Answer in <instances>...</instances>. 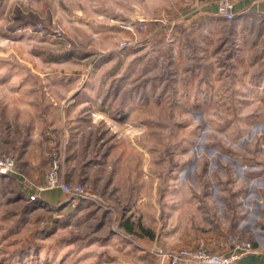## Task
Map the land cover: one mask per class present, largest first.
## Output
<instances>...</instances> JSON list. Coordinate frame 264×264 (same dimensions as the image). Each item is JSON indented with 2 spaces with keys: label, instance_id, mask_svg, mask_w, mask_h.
<instances>
[{
  "label": "rangeland",
  "instance_id": "rangeland-1",
  "mask_svg": "<svg viewBox=\"0 0 264 264\" xmlns=\"http://www.w3.org/2000/svg\"><path fill=\"white\" fill-rule=\"evenodd\" d=\"M169 5L0 0V153L17 166L0 173V264H160L183 247L226 251L229 233L264 237V16L196 19L224 25L214 35L201 30V51L182 59L170 41L181 13ZM55 69L85 70L47 82L85 87L80 97L93 101V117L104 113L100 132L118 137L99 175L68 173L70 126L50 146L33 143V125H5V86L44 85L41 73ZM112 145L84 148L80 163ZM39 146L46 159L32 167ZM55 158L86 195L41 189ZM57 189L59 202L50 198ZM142 226L157 233L151 257L137 255L149 241L139 239ZM198 235L223 244L182 245Z\"/></svg>",
  "mask_w": 264,
  "mask_h": 264
},
{
  "label": "crops",
  "instance_id": "crops-1",
  "mask_svg": "<svg viewBox=\"0 0 264 264\" xmlns=\"http://www.w3.org/2000/svg\"><path fill=\"white\" fill-rule=\"evenodd\" d=\"M219 1L220 0H170L168 11L181 13V20L178 22V30L180 29V31L175 32V36L172 33L170 41L172 43L176 41L177 44H180L179 51L181 53L178 54L181 55L182 59L191 57L186 54L190 50L193 52L201 51L199 43L200 36L202 35L201 30L213 29L215 30L213 32L214 35L218 28L223 27L224 23L221 21L196 20L198 18H209L212 15H220L218 6ZM233 3L235 15L239 16V18L245 19L247 17L264 16V0H233ZM239 23L243 24L244 22ZM213 35L210 34V38H212ZM191 41L194 42V45L188 44ZM145 44H148V42ZM71 58L84 60L87 57L74 55L68 59ZM83 71L85 70L55 69L52 72L48 71L45 74L41 73V75H45L43 77L44 85L29 87L5 86V95L3 96V100L5 101V125H33V143L38 142L40 145L44 139L47 145L50 144V146H52L58 139L63 140L65 129H67L65 126H70V137L67 138L69 140L70 153L67 159V168L68 173L72 171L75 176H78L77 178H79V175L84 178L83 174L87 176L85 171L89 173L97 171L99 175L105 163L111 165V160L116 156L117 149H115V147L118 138L111 133L110 139L107 140L106 137L102 135V132H100L98 126L104 124L102 121V115L104 113H98L96 118L93 117L95 112L92 109L93 101H90L89 98L80 97L81 94L87 92L85 87L81 85L65 86L47 82L50 81V78L57 77V75L64 79L72 76L80 78L84 74ZM26 93H30V95H25ZM98 119H101V121H98ZM61 126H63V129ZM39 133L40 136L37 135ZM85 141H88L87 144ZM104 142L113 144L111 149H108L104 155H99L97 153L98 155L96 157L89 154L88 161L91 162V160H95L94 166H96V169L91 170V168H89L86 170V162L88 161L80 163L83 158L80 156H83L85 151L84 148L88 149L91 145L92 147L97 146V148H101ZM42 147L44 148V145H42ZM38 149H40V153L37 159L30 161L32 167L38 166L39 158L40 164H43L46 159L41 146H39ZM81 149L83 151H81ZM71 160H73L72 163ZM100 178L101 175L99 176V181ZM50 195L51 200L56 202H59L60 198L63 197L62 190L60 189L52 190ZM93 195L97 196L96 194ZM156 235L157 233L155 232L154 237H149L146 234L140 236V240L148 239L149 241L147 244L139 243L140 248H138L139 252H137V255L151 257L152 254L150 252L152 248L155 247ZM210 236L211 235H209V237ZM214 239L213 241H209V239L202 238L201 235H198L193 239L184 240L182 245L195 248L201 245V243L206 242L218 248L220 244H223V240L219 241L217 237ZM216 243L220 244L216 246ZM253 244L255 250L243 255L240 259L241 264H264V237L255 239Z\"/></svg>",
  "mask_w": 264,
  "mask_h": 264
},
{
  "label": "built area",
  "instance_id": "built-area-1",
  "mask_svg": "<svg viewBox=\"0 0 264 264\" xmlns=\"http://www.w3.org/2000/svg\"><path fill=\"white\" fill-rule=\"evenodd\" d=\"M218 6L219 14L226 19L231 20L235 17L233 0H220ZM138 26L142 27V25L134 24V28ZM128 27L132 28L133 26L129 25ZM130 125L132 124H126V126ZM134 129L139 128H128V132ZM113 131L118 132L120 130L114 128ZM135 132L139 131L136 130ZM16 171L15 158L10 154L0 153V173L11 174ZM56 188L62 189L66 194L86 195L82 184L72 185L61 176L60 163L57 158L53 160L41 189ZM224 246L226 251L220 252L212 251L203 245L196 249L183 247L178 250L168 251L162 255V262L160 264H241L240 259L242 256L255 250L251 240L241 234L234 233L226 234Z\"/></svg>",
  "mask_w": 264,
  "mask_h": 264
},
{
  "label": "trees",
  "instance_id": "trees-1",
  "mask_svg": "<svg viewBox=\"0 0 264 264\" xmlns=\"http://www.w3.org/2000/svg\"><path fill=\"white\" fill-rule=\"evenodd\" d=\"M125 227L129 232H135V227L133 224L129 223L128 221L125 222ZM142 230L144 231V234L148 235L149 237H154V233L150 230L142 226Z\"/></svg>",
  "mask_w": 264,
  "mask_h": 264
}]
</instances>
